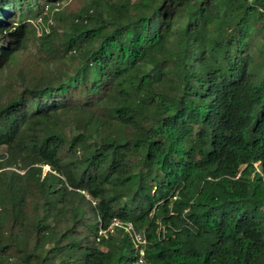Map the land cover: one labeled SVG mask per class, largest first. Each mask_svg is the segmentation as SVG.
<instances>
[{
	"label": "trees",
	"instance_id": "1",
	"mask_svg": "<svg viewBox=\"0 0 264 264\" xmlns=\"http://www.w3.org/2000/svg\"><path fill=\"white\" fill-rule=\"evenodd\" d=\"M54 1L0 0V264H131L123 228L98 240L115 219L151 264H264V0H92L58 77L22 44ZM67 120L99 131L70 144Z\"/></svg>",
	"mask_w": 264,
	"mask_h": 264
},
{
	"label": "rangeland",
	"instance_id": "2",
	"mask_svg": "<svg viewBox=\"0 0 264 264\" xmlns=\"http://www.w3.org/2000/svg\"><path fill=\"white\" fill-rule=\"evenodd\" d=\"M92 0H57L52 2L51 6H55L56 8L52 9L49 13L50 20L42 19L43 17L33 18L29 22V24L25 28V35L22 38V44L38 57L47 60L50 67L52 68V72L58 76H65L73 72L74 65H76V61L74 59H70L69 57H61L64 55L63 45H62V37L65 33V30L70 29V19L74 16V14L78 13L82 8L88 6ZM136 2L137 0H132ZM9 8H5L3 12H7ZM60 10L62 12L63 19H56L52 14L54 11ZM48 9H45L43 15H46ZM52 18V19H51ZM3 17L0 14V21H2ZM260 28V21L255 23L253 32L250 34V48H251V56L253 57L252 66L256 72L262 71V65H264V52L262 48L263 37L262 31ZM42 29L52 32V37L50 39V49H46L41 47L40 44V36L42 35ZM70 55V54H69ZM68 55V56H69ZM15 62L11 61L8 66L0 71V92L7 91L8 86H12L16 90L20 88V82L17 79L15 74ZM105 105L110 106L107 102ZM99 131V126L96 121H93L87 130H82L77 133L74 131L71 122L69 120L66 121V136L70 144L78 145L79 140L81 138L92 139L95 134ZM4 147L0 148V156L5 155ZM79 155H82L83 152L79 151ZM256 166L257 163L255 164ZM49 166L43 165L42 170L46 172ZM7 234V233H5ZM4 234V235H5ZM12 264H20L18 262H12Z\"/></svg>",
	"mask_w": 264,
	"mask_h": 264
},
{
	"label": "built area",
	"instance_id": "3",
	"mask_svg": "<svg viewBox=\"0 0 264 264\" xmlns=\"http://www.w3.org/2000/svg\"><path fill=\"white\" fill-rule=\"evenodd\" d=\"M95 203V202H94ZM123 228L130 235L134 246V260L131 264H151L146 258V244L147 240L144 232L136 230L131 223L122 222L120 220H113L107 228L100 227L99 237L107 234L108 232H114L115 228Z\"/></svg>",
	"mask_w": 264,
	"mask_h": 264
}]
</instances>
